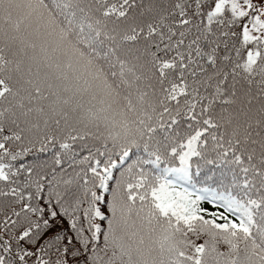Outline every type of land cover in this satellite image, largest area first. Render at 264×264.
<instances>
[{
    "label": "snow or ice",
    "instance_id": "6c2138e0",
    "mask_svg": "<svg viewBox=\"0 0 264 264\" xmlns=\"http://www.w3.org/2000/svg\"><path fill=\"white\" fill-rule=\"evenodd\" d=\"M0 264H264V0H0Z\"/></svg>",
    "mask_w": 264,
    "mask_h": 264
}]
</instances>
